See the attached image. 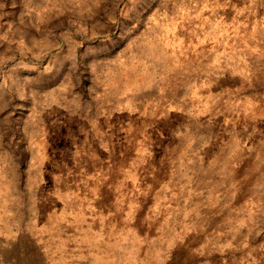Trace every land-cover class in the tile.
I'll return each mask as SVG.
<instances>
[{
    "label": "rangeland",
    "instance_id": "374dc122",
    "mask_svg": "<svg viewBox=\"0 0 264 264\" xmlns=\"http://www.w3.org/2000/svg\"><path fill=\"white\" fill-rule=\"evenodd\" d=\"M0 264H264V0H0Z\"/></svg>",
    "mask_w": 264,
    "mask_h": 264
}]
</instances>
